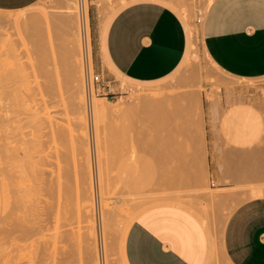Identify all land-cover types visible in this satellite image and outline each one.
<instances>
[{
    "label": "rangeland",
    "instance_id": "1",
    "mask_svg": "<svg viewBox=\"0 0 264 264\" xmlns=\"http://www.w3.org/2000/svg\"><path fill=\"white\" fill-rule=\"evenodd\" d=\"M84 1L87 11V35L91 60L89 68L85 66V72L87 71V69H89L87 72H90L88 73V75L86 74V81L84 79L83 82L84 97H86V95L90 92L92 93L91 95L94 99L98 101H104L110 107L106 108L107 112L105 110L102 113L99 112V116L91 112L90 109L86 108L84 111V113L86 112V116L84 114V123L86 122L84 128H86V130L83 128L81 131H83L86 136L85 142L87 143L89 148V159L91 164L90 173L92 175L90 174L91 179L90 177H88V173H85L83 177L85 179L86 176L88 181H92L91 185V181L88 183L87 179H85L84 182L86 181V183L84 185L87 190L91 189L88 192L92 191L91 194L93 197H91L90 193L86 192L84 194L87 195H85L87 198L84 196L82 199H80L83 200L85 198L83 202L77 199L76 196L74 197H76L77 201H69L71 198L66 201L70 202L69 204L72 203L71 205L73 206V204L78 202V200L84 204H87L89 202V204H92L89 198L93 199L92 201L95 203V205H92L94 207L92 215L94 217V220L93 217L91 220L89 219V217L87 218L83 215L82 217H78L76 216L77 214L75 216L78 219L74 218V216L73 218H71L69 217V215H73L72 213H74L73 211L72 213H70L69 211L71 210H67L70 214H68V212L67 215L64 214L66 213L65 208L67 206L64 207L62 204L66 205L68 202L64 200L66 204L62 203L63 200L61 199V203H58L59 209L61 208V206H63V210L61 211L60 209V211L63 213L60 212L61 215H56V217L53 214L51 221L49 220V222L47 220V224L49 222V225L46 224L47 229L41 232H35L36 234L33 233L32 236L27 239L28 244L32 246L31 249L33 248L32 250L36 252V254L38 253L37 251L43 249L41 247H43L44 245L48 246L47 244L52 243L51 245H55L56 247L54 246L51 249L52 251L50 250V246L47 247L50 251H47L46 248V251L48 253H44L42 256L43 258L40 256V254H38L37 256H35L36 259L35 257H32L31 261H34V264H36V261L37 264H58V258L61 257L62 254L63 256L68 257L69 254L65 253V255L64 251H68L69 249L70 252L73 253H70L71 257L74 258L73 260L70 257V260L72 262L68 261L69 264H93L94 255L92 247L95 246L96 249L95 247L94 249L97 250L96 257L98 255V264H104L105 261L109 262V260L110 264H127L125 258H123L124 254L122 253L125 233L131 222L140 213L147 209L158 206H177L178 204V207H182L194 213V215H196L204 225L208 236H211H209V238L211 239H209L211 252L209 260L206 262V264H229V262L223 256L220 244L221 231L226 217L237 204L250 198L264 197V76L251 79L230 76L213 65L210 60H205V57L202 56L197 47L198 28L199 25H201L202 21L200 23H196L194 20L197 16L200 17V20L203 19V15L206 10L204 8L208 2H211V0H198L197 5L195 0H168L174 3L184 12V14L187 16V21L192 28L193 36L195 38L194 46H196V48H194L195 50L190 55L188 62L186 64L177 66L170 74L161 78L159 81L145 84L152 86L158 83L157 86L144 88L131 87L130 85L133 84L128 83L126 80L117 76L116 82H118V90H115L114 87L112 88V86H109L108 89L99 88L96 91L95 87L91 85V88L89 87L91 90H88L87 76L90 77L92 74L99 73L102 76L103 82L110 79L105 72L106 62L104 60L99 44L101 38V27L103 25H107L112 15L119 8H121L123 4L138 0ZM98 5H102L103 9L101 11L97 9ZM184 5L189 6L188 12L184 10ZM26 8H32L34 13L31 20L23 23L26 26V35L21 38H18L16 35L8 38V36H3L0 34V76H2L1 73L3 71H5L3 73V77H5L6 75V79L8 77H11L9 75L12 72L14 76L16 75L12 78V80L8 79L9 81L6 80V82H4V80L1 82V85H3L0 86V96L2 97L3 95V98L6 97V99L8 97V100L10 97V99L14 101V103L11 102L13 103V107L11 106L12 109H16L14 113H18L19 117H24V119L20 121L19 125L17 124L19 127L18 130L22 132L21 134L29 140V138L32 137V134H36L38 130L36 131V127L31 128L29 126L30 124L27 123V125L24 122L26 121L25 115H27L25 113L26 111H28L29 107L34 108L33 106L35 105L32 103L33 106H29L31 105L30 102L32 101V99H29L31 88H36L35 90H37V92L35 93H38V95L35 97L40 99L38 88L40 89V84L42 85V81L45 82L44 80L46 76H44L45 74L41 69L42 63H44L45 60V64L48 63L47 66H49V68H51L52 70L51 77L56 82L61 83V86H63L62 91L65 92H62L63 95L61 96V101L59 100L60 103L58 101L59 104L57 103L55 111L53 110L52 113L56 116V120H58L63 125L64 130H66V139H64L66 140V144L62 139L61 143H64L62 147L60 145V142H57L59 140L50 138L49 135L51 134H48L47 136L44 135L41 137V139L45 141V146L43 147L48 146L50 148H54V146H61L68 151L71 150V134L76 128L73 115L70 111L72 107L70 106L68 96L70 91L69 87L75 84V79L78 76L79 68L76 62L79 59L82 64V68H84V64L82 62V47L80 40L81 36H78L77 40V43H79L80 45H75L73 43V33L76 29L75 22L71 17H69L67 20L62 19V13L65 10L63 0H37L21 10L18 9L13 11H0V15L5 16L6 18L10 19L12 23H14V20L17 18L20 12L25 10ZM197 8L200 9L201 13L197 11ZM173 10L181 20L179 12L176 9ZM44 12L47 13L46 23L44 22L43 17ZM40 28H47L49 32H45L44 37L38 39L35 36L34 32ZM77 29L78 33H80V28L78 27ZM82 70V73L84 74V69ZM19 73H22L23 77H21ZM109 83L112 84V82ZM30 86L32 87L30 88ZM4 88L8 91H6ZM3 91L4 93L2 94ZM192 91L199 93L202 115L199 111V108L197 107H189L188 109L185 108L186 104L183 96H186ZM8 94H10L11 96ZM206 95H208V98L213 99V101L209 103ZM136 96L157 98L161 107L168 113L152 111L150 112V110L143 107H137L136 104H131L130 106H128V103L131 102V99ZM1 97L0 101L1 99H3ZM37 98L35 99L38 101L39 99ZM36 100H33L36 102L35 106H37ZM121 100H126L125 103L127 107L125 109H119L118 107L114 106ZM171 104H173L174 106ZM234 105L249 107L254 113V131L251 137L244 142H235V131L233 129V126L229 122L227 114L222 113L223 111L220 110V108L222 107L227 108ZM69 106L71 108H69ZM210 107L215 109L212 111L213 114L209 116L206 115V113L208 108ZM172 110H175L176 112H173ZM160 113L163 114L160 115ZM165 114L167 115L166 117ZM201 117L203 121V130L206 123V121H204L205 119H210L211 121L217 122L219 124L220 130L218 133L221 139L220 145L214 148H209L207 142H204L206 154L205 174L203 169L201 168V165L197 162L196 159L199 150L197 145L199 140H197V138H200L202 129ZM173 133L175 135H173ZM166 136L168 140H166ZM163 137L165 139H163ZM53 139L55 142L53 141ZM25 147L28 148L27 145ZM29 147H31V145ZM23 149L21 151H16V166L18 165L21 167H16L18 171L14 173L15 178H10L9 174H7L5 176L6 184L3 185L2 181H0V193L1 191H3V187L7 186V189H4L5 191L1 193V196L3 194V198L0 196V264H13L10 262L12 261L10 258V254L12 246L15 244L13 241L15 239H12L13 236L11 235H14V233H12L13 229H11L10 227L15 228L18 225L22 226L24 224V221H36L37 223L39 215L43 212L40 210L44 208V205L42 209L37 208L38 206H42L40 205V199L44 200L43 198H40L42 197V195H39V197L37 194V196L35 197L38 198H35L33 196L31 200L33 201L37 199L36 203H34L35 201L33 203L35 204V206H38L33 207L34 209L37 208L36 210L40 211V214L38 215L39 212L31 209L32 211H34L33 214H31V216L27 215L25 214L28 211V209L26 210L27 205L23 203V201L25 203L26 201L23 200L21 195L19 196L17 194V196L19 197L17 198L12 194L13 192H11V190L13 191V189H15L14 187H16L14 184H17V188L21 190V187L25 189L27 184H35L39 181L37 175L38 173L35 174L36 171H33V166L30 167L32 165L31 162L30 166L28 163L29 161H32L30 160V158L36 157L37 151L33 149ZM237 151L242 152L245 162H243L242 164V171L238 174V177H235L230 173L231 167L228 161L231 158L230 154H234ZM70 153H68V158L66 161H71L67 162V168H71L72 170L68 169V173H71L67 175L68 182H65H70L68 186L72 184L73 186L76 185L77 187L78 184L72 183L76 179L77 180L75 183H79L78 178H75L76 171L74 170L77 163L73 162L77 161V157H82L81 155L83 154L81 153V155L78 156L75 155V158ZM71 155L75 158V160ZM2 157L4 156H0V166L1 162L6 158L4 157L3 159ZM213 158L221 162V165L223 164L222 168L225 169L224 171L214 168V164L212 161ZM8 160L10 159L7 158V161ZM55 168L57 169V166H55ZM56 169L52 170L56 171ZM93 175L95 176L94 178L96 180H93ZM12 179L16 181V183L13 181L14 187L11 182ZM10 184L12 187H10ZM88 184H90L91 186H89ZM18 185L21 187H19ZM72 188L74 189L75 187ZM200 190H202L203 192ZM204 191L207 194L213 193L219 194V196L221 194V196L223 197L220 196L221 198L218 199V202H213L208 199L206 200V197L202 195L205 193ZM43 192H45L46 195V191ZM199 192H202V194H200ZM75 193L76 190L72 192L73 195H75ZM206 193L205 195H207ZM45 195L43 197H45ZM13 196L17 199H15ZM170 198H177V200L173 199L172 202H169L171 200ZM166 199L170 200L167 201ZM179 199L182 200L185 204H182L181 206L180 204L182 201H180ZM15 200H17V202H15ZM31 200L30 203L32 204ZM85 200L86 202H84ZM174 200H179L180 204L175 202ZM80 202V205L76 203V208L81 209V207H79L81 206ZM21 203L23 204L21 205ZM31 204H29V206H31ZM42 204H45V202H43ZM67 208L69 209V207ZM32 211L30 213H32ZM5 214L7 215L5 216ZM10 214L12 215L11 218L14 221L9 217ZM24 214L26 216H24ZM62 215L68 216L66 218L69 219L66 220V218H62ZM129 215H131V217ZM42 216L43 215H40V219ZM58 216L61 217H59L57 220ZM128 216L129 220H127ZM28 217L29 220H27ZM103 217H108V221H111V219H109L110 217L114 220L111 221V224L108 221L106 222L107 226L109 225V227L107 228H110V225L113 226V230H111L112 228H106L107 230H109V232L107 230H104L109 234L107 232H105L107 233L105 234L101 229L103 228L106 221V219ZM53 218L54 220H56L54 221ZM60 218L61 220H59ZM63 220H65L66 223H64ZM61 221H63L61 225L65 224L62 226L63 228H65L69 224L67 230L70 231L71 228L73 229V231L76 230L75 233L71 231L72 233H74V236H72L71 234L70 242L69 239L66 240L67 235L65 234L64 236L65 240L69 242H67L69 247L66 245L67 243L65 240L64 242L62 239L60 241L61 243L57 241L60 240L59 237H57V235H59L58 233L63 231V228L60 226ZM13 222H16L18 224L14 227L13 224L15 223ZM125 222L127 223L128 227H126ZM33 223L30 222L27 223V225H33ZM73 223H75L74 226L76 225L74 227L75 229L72 226ZM88 223H94L96 225L94 226L95 229H93L94 231L96 230V232L94 233V235L96 236H94L95 238L93 240V243H97L94 244V246L93 244H91L92 242L89 241V233H87L89 232V228L87 226ZM205 223L207 224V226ZM55 228L59 229V231L57 230L56 232ZM7 230L11 232L7 235H4L8 232L5 233L3 231ZM67 230L65 231L68 233ZM91 230L92 229H90V231ZM110 231L112 232L110 233ZM122 231H124V233ZM104 234L106 235L105 239L103 238ZM77 236L78 238H76ZM72 237H75L76 239H73ZM49 240L57 241V245L59 243H63L67 246V248L64 249L66 247H64V245L60 247L57 246L56 242L53 245V242ZM103 240L111 242V246L105 243V245H103ZM30 243L33 245H31ZM213 245H215L214 248ZM104 246L105 248H103ZM106 246H108L109 248H106ZM105 251H108L109 253L107 252V254ZM60 252L62 253L60 254ZM107 255H110L109 260L107 258ZM120 255L123 256V259ZM63 256L61 260L65 258ZM119 259L122 261H120ZM63 263L68 264L66 260L63 261Z\"/></svg>",
    "mask_w": 264,
    "mask_h": 264
},
{
    "label": "crops",
    "instance_id": "2",
    "mask_svg": "<svg viewBox=\"0 0 264 264\" xmlns=\"http://www.w3.org/2000/svg\"><path fill=\"white\" fill-rule=\"evenodd\" d=\"M35 1L0 0V11L21 10ZM100 35L105 72L115 90L119 88L117 76L133 84L131 87L157 86L145 84L159 81L186 64L196 48L187 16L168 0L123 4L101 27ZM197 47L205 60L227 75L244 79L264 76V0H211L198 28ZM206 98L209 103L213 101L208 95ZM214 109L208 108L206 115H212ZM220 110L233 126L236 143L251 137L255 117L249 107L234 105ZM204 121V142L209 148L218 147L219 124ZM201 122L203 127L202 117ZM197 145L196 159L205 174L206 154L200 155V149L205 153V148L199 142ZM230 155L229 171L238 177L244 157L238 151ZM212 161L215 169L225 170L217 159ZM220 244L229 264H264V197L247 199L230 211ZM123 254L127 264H206L210 240L204 225L190 210L158 206L143 211L131 222Z\"/></svg>",
    "mask_w": 264,
    "mask_h": 264
},
{
    "label": "bare ground",
    "instance_id": "3",
    "mask_svg": "<svg viewBox=\"0 0 264 264\" xmlns=\"http://www.w3.org/2000/svg\"><path fill=\"white\" fill-rule=\"evenodd\" d=\"M209 1V0H208ZM209 3L210 2H208L207 4H206V6H205V8L204 9H206L207 8V6H209ZM63 5H64V7H65V10L63 11V13H62V19H65V20H67L69 17H71L73 20H74V22H75V26H76V29H75V31H74V33H73V37H74V39H73V43L75 44V45H80L79 43H77V40H78V36H81L80 37V40H81V47H82V62H83V66H84V68H82V64H81V61H77L76 63H77V66H78V68H79V70H78V76L76 77V79H75V84L74 85H72V86H70L69 87V101H70V106L72 107V109H70V111H71V113H72V115H73V118H74V124H75V126H76V128H75V130H74V132H72V136H71V143H70V147H71V150H66L65 148H62L63 146V142L61 143V141H62V139L64 140V139H66L65 137V131L66 130H64V127H63V125L58 121V120H56V116L52 113L53 112V110L55 111V107L57 106V103H58V101L61 99V96L63 95V93H65L64 91H62V87L63 86H61V83H59V82H56L52 77H51V74H52V70H51V68H49V66H47V64H45L46 62H45V60H44V63H42V67H41V69H42V71H43V73L45 74L44 76H46V78H45V82H43L42 81V85L40 84V89L38 88V90H39V93H40V99L39 98H37V97H35V96H37L38 95V93L36 94L35 92H37V90H35L36 88H31L32 86H30V88H31V91H30V93H29V96L31 97H29V99H32V101L33 100H36L35 98H37V99H39L38 101H37V106H35L36 105V102L35 101H31L30 103H31V105H29V106H33L32 105V103L33 104H35L33 107L34 108H31V107H29L28 108V111H26V113L25 114H27V115H25L26 116V121H24L26 124L28 123V124H30L29 126L31 127V128H33V127H36V134H32V137H30L29 138V140L27 139V138H25L21 133L22 132H20L19 130H18V125H19V123H20V121H22L23 119H24V117L22 118V117H19V115H18V113H14L15 111H16V109L15 110H13L12 109V107H13V103H14V101H12L11 99H10V97H9V100H8V97H7V99H6V97L5 98H3V95H2V97L1 98H3V99H1V103H0V156H4V157H6L5 159H4V157H2L4 160L1 162V166H0V176H1V180L0 181H2V184L4 185V184H6V175L7 174H9V177L11 178V177H14L15 178V174L14 173H16V171H18L17 170V166H16V163L17 162H15V158H16V151H21L26 145L28 146V148H24L23 150H27V149H33V150H36L37 151V154H36V157L35 158H30V160H32V161H29L28 163H29V166H30V162H31V166L30 167H32V169H33V171L35 170L36 171V173L35 174H37L38 175V178H39V181H38V183H35V184H37V185H35V184H27L26 185V188L24 189L23 187H21V186H19V187H21L22 189H24V190H19L18 188H17V184H14L16 187H14V185H13V183L15 182L16 183V181H14L13 179L11 180V182H12V185H13V187L15 188V189H13V191L11 190V188H10V190H11V192H13L12 194L15 196V197H17V198H19L18 196H17V194L20 196L21 195V197L23 198V200H25L26 201V203L23 201V203L25 204V205H27L26 206V210L28 209V213L26 212H24L25 214H27V215H30L31 216V214H33V212L34 211H32V210H35L36 212H39L38 213V215L40 214V211H43L40 215H43L42 217H41V219H40V215H39V219L41 220H37V223H36V221L33 223L32 221H27V220H29V217H28V219L26 220L27 222H25L24 221V224H26V225H22V226H20V225H18L17 227H15V225H17L18 223H16V222H13V223H15V224H13L14 225V227L15 228H13V227H10L11 229H13L12 231V233H14V235H11V236H13L12 237V239H15V240H13L14 241V247L12 246V250H11V256H10V258H11V260L12 261H10L11 263H13V264H34L31 260H32V257H35V256H37L38 254H40V256L42 257L43 256V254L45 253H48L47 251L49 250V248H47V247H51L50 248V250L55 246L54 244H55V242H56V245H57V241H61L62 239H63V241L65 240V234L67 235V236H69V237H67L66 236V240H68L69 239V242H70V237H71V234H72V236H74V233L76 232V230L75 231H73V229L71 228L70 229V231L69 230H67V227L69 226V224L65 227V228H63L62 226L63 225H65V224H63V225H61V223L64 221V223H66L65 222V220H63V221H61L60 222V226L63 228V231L62 232H59L58 234L59 235H57V233H56V235H57V237H59V239L60 240H57V241H51V240H49V241H51V242H53V245L54 246H52L51 244H47V241H46V244L48 245V246H46V245H44L43 247H41V248H43L42 250H40V251H37L38 253L36 254V252H34L32 249H31V247L32 246H30L29 244H28V242H27V239L28 238H30L31 236H32V234L33 233H35V232H38V231H43V230H45V229H47L46 227H47V225H49V222L51 221V219H52V215L54 214V216L56 217V215H61V213H63V212H61L63 209V206L64 207H69V209L66 207L65 208V212L66 213H64V214H66L67 215V212L69 211V210H71V211H69L70 213H72V211L74 212V213H72L73 215H69V217H71V218H73V216H74V218H76V219H78L76 216H78V217H82V215L83 216H86L87 218L89 217V219H91L92 220V215H93V204L95 205V203L92 201L93 199H91V198H89L90 200H91V203L92 204H89V203H82L83 202V200L85 199H83V200H80V199H82L86 194H84V193H92V191L91 192H88V191H90L89 189L87 190V188L85 187V183H86V181L84 182V180L85 179H87L86 178V176H85V179H84V175H85V173H88L87 175H88V177H90V170H91V164H90V159H89V148H88V145H87V143L85 142V133L83 132V131H81L85 126V123H84V114L86 113H84V111H85V109L87 108V109H90V111L91 112H93L94 114H97V116H99L98 114H100V113H102L104 110L106 111V108H108V107H110L106 102H104V101H98V100H96V99H94L93 97H92V93H90L89 92V94H87L86 95V97H84V87H83V82H84V79H85V81H86V74L88 75V73L90 72H87L89 69H87V71L85 72V66L87 67V68H89V65H90V62H91V60H90V50H89V46H88V35H87V31H88V27H87V20H86V15H87V11H86V6H85V1L84 0H63ZM185 6V8H184V10L186 11V12H188V10H189V6H187V5H184ZM183 6V7H184ZM67 8V9H66ZM98 8H99V11H101L102 9H103V7H102V5H98ZM197 11L199 12V13H201V11H200V9L199 8H197ZM188 14V13H187ZM33 15H34V13H33V9L32 8H26L25 10H23V11H21L20 12V14L17 16V18L14 20V23H12L11 22V20L10 19H8V18H6L5 16H3V15H0V34L1 35H3V36H8V38H11L12 36H14V35H16L18 38H21V37H23V36H25L26 35V26H25V24H23L24 22H26V21H29V20H31V18L33 17ZM43 17H44V22L46 23V19H47V13H43ZM22 21V22H21ZM80 28V33H78V29L77 28ZM45 32H49V30L46 28V29H42V28H40V29H38L37 31H35L34 32V34H35V36L38 38V39H40L41 37H44V33ZM80 34V35H79ZM195 34V33H194ZM6 39H7V37H6ZM13 39H15V38H13ZM72 41V40H71ZM194 41H195V38H194ZM195 48V47H194ZM195 50V49H194ZM193 50V51H194ZM193 51H192V53H193ZM191 53V54H192ZM47 58V57H46ZM81 66V67H80ZM17 69V68H16ZM82 69H84V74L82 73ZM18 70V69H17ZM2 71V70H1ZM15 71V70H14ZM5 71H3L1 74H2V76H0V86H2L1 85V82L2 81H4V82H6V80L7 81H9L10 79L12 80V78L13 77H15L14 76V74H13V72L12 73H10V75L9 76H11L10 78L8 77L7 79H6V75H5V77H3L4 75H3V73H4ZM19 72H20V70H19ZM19 75H21V77H23V75H22V73H19ZM18 75V76H19ZM17 76V77H18ZM20 77V76H19ZM9 79V80H8ZM3 82V83H4ZM89 87L91 88V86L89 85ZM2 88V87H1ZM89 88V89H90ZM5 89V88H4ZM3 89V90H4ZM88 89V90H89ZM2 90V89H1ZM6 90V89H5ZM35 90V91H34ZM91 90V89H90ZM6 91H8V90H6ZM63 92V93H62ZM4 93V91L2 92V94ZM141 94V93H140ZM1 95V94H0ZM8 95H10V94H8ZM5 96V95H4ZM7 96V95H6ZM11 96V95H10ZM184 98L183 99H185V108L186 109H188L189 107H197V108H199V111H200V113H201V115H202V108H201V102H200V96H199V93H197V92H195V91H192V92H190L189 94H187L186 96H183ZM14 98V97H13ZM15 99V98H14ZM180 99V98H179ZM11 100V101H10ZM62 100H63V98H62ZM86 100V101H85ZM213 100V99H212ZM10 101V102H9ZM61 101V100H60ZM60 101H59V103H60ZM126 101V100H125ZM125 101H119V102H117L114 106H116V107H118L119 109H125L126 107H127V105H126V103H125ZM11 102H13V103H11ZM16 102V101H15ZM58 103V104H59ZM175 103V102H174ZM182 103V102H181ZM129 105L128 106H130L131 104H136V106L137 107H139V108H145V109H148V110H150V112L152 111V112H165V113H168L167 111H165L162 107H161V105H160V103H159V100L157 99V98H148V97H141V96H136V97H134V98H132L131 99V102L130 103H128ZM177 104V103H176ZM171 105H173V104H171ZM179 105V104H178ZM12 106V107H11ZM16 106V105H15ZM69 106V108H71ZM113 106V105H112ZM174 106V105H173ZM184 106V105H183ZM168 107V106H167ZM176 108H177V105H176ZM175 108V109H176ZM181 108H183V107H181ZM180 108V109H181ZM173 109H174V107H173ZM147 110V111H148ZM177 110V109H176ZM178 110H179V107H178ZM173 111V110H172ZM175 111V110H174ZM173 111V112H174ZM181 111V110H180ZM183 111V110H182ZM8 112H10V113H8ZM13 112V113H12ZM100 112V113H99ZM107 112V111H106ZM176 112V111H175ZM171 113V112H170ZM181 113V112H180ZM10 114V115H9ZM161 114H163V113H160V115ZM85 116H86V114H85ZM167 115L165 114V117H166ZM158 117V116H157ZM173 117V116H172ZM161 118V117H160ZM162 119V118H161ZM164 119V118H163ZM168 119V118H167ZM164 121V120H163ZM173 123V122H172ZM18 124V125H17ZM27 124V125H28ZM161 124V123H160ZM165 124V123H164ZM169 127V126H168ZM175 127V126H174ZM85 130H86V128H84ZM34 130V129H33ZM179 130V129H178ZM175 131H176V129H175ZM204 130H203V127H202V129H201V135H200V138L198 139L197 138V140H199V143H201V145L200 146H202L203 147V145L202 144H204V132H203ZM19 132V133H18ZM166 132V131H165ZM178 132V131H177ZM48 134H51V135H49L50 136V138H54V139H57V140H59V141H57V142H60V145L62 146H58V147H55L54 146V148H50V147H43V146H45L44 145V143H45V141L44 140H42L41 139V137L42 136H47ZM87 135V134H86ZM166 135V134H165ZM173 135H175L174 133H173ZM52 136V137H51ZM166 138V140H168L167 139V136L165 137ZM164 137H163V139H165ZM177 138H178V136H177ZM54 139H53V141H54ZM170 139V138H169ZM172 139V138H171ZM66 140H64V142H65ZM172 141V140H171ZM180 141V140H179ZM55 142V141H54ZM167 143V142H166ZM26 144V145H25ZM65 144H66V142H65ZM24 145V146H23ZM31 145V147H29ZM66 147V146H65ZM201 147V148H202ZM68 149H70V148H68ZM203 149H204V147H203ZM205 150V149H204ZM70 151H71V153H70ZM68 153H70V154H72L74 157H75V155L76 156H78V155H81V153L83 154V155H81L82 157H77L78 159H77V161H74L73 163H77L76 164V167H75V169H74V166H73V169L76 171V177L75 178H78V182L79 183H75L76 182V180H74V182H72V183H74V184H78L77 185V187H76V185L75 186H73L72 184H70L69 186H68V184L70 183H67L68 181V177H67V175L69 174V173H71V172H69L68 173V169H71V168H67V166H68V164H67V162L68 161H70V160H68V161H66L67 160V158H68ZM205 153L204 152H201V149H200V155H204ZM71 155V156H72ZM70 156V157H71ZM72 156V158L75 160V158ZM205 156V155H204ZM206 157V156H205ZM7 158L8 159H10V160H8L7 161ZM200 158H201V156H200ZM202 158H203V156H202ZM201 158V159H202ZM70 159V158H69ZM73 159H71V160H73ZM205 159V158H204ZM206 161V159L204 160V162ZM71 162V161H70ZM9 164V165H8ZM57 166V169L55 168V166ZM54 166V167H53ZM18 167H21V166H18ZM53 167V168H52ZM49 168V169H48ZM54 169H56V171H53ZM72 170V169H71ZM71 170H69V171H71ZM73 170V171H74ZM98 170V169H97ZM20 171V170H19ZM260 172V171H259ZM262 173V172H261ZM12 175V176H11ZM36 175V176H37ZM92 175V174H91ZM95 175V174H94ZM93 175V180H96ZM67 178V179H66ZM71 178V177H70ZM90 179H91V177H90ZM14 181V182H13ZM65 181H67V182H65ZM87 181H88V179H87ZM91 180H89L88 181V183L90 182ZM65 183V184H64ZM94 183H95V181H94ZM94 183H93V185H94ZM2 184H1V186H2ZM91 185H92V181H91V183H90ZM90 184H88L89 186H91ZM35 185V186H34ZM65 185V186H64ZM71 185H72V187H75L74 189L76 190V193H77V195H76V193H75V195H73L72 194V192H74L75 190L71 187ZM99 186H100V184H99ZM10 187H12L11 186V184H10ZM93 187V186H92ZM95 187V186H94ZM5 190L7 189V186L6 187H3ZM91 188V187H90ZM96 188V187H95ZM4 189H2L3 191H5ZM18 189V190H17ZM73 189V190H72ZM93 190V189H92ZM3 191H1V193H3ZM42 191V192H41ZM43 191H46V195H45V192H43ZM200 191H202V190H200ZM206 191V190H205ZM204 191V192H205ZM211 191V190H210ZM94 192V191H93ZM203 192V191H202ZM202 192H199L200 194H202ZM1 193H0V196H1ZM206 193V192H205ZM205 193L204 194H202L204 197H206V200L208 199V200H211V201H213V202H218V199H220L221 197H223V196H221V194H220V196H219V194H213V193H206L207 195H205ZM11 194V195H12ZM16 194V195H15ZM37 194H38V196L40 195H42V197H40V198H43L44 200H42V199H40L41 200V204L40 205H42V206H35V204L34 203H36V201H37V199L36 200H31L32 199V197L34 196H37ZM71 194H72V196H71ZM89 194V195H90ZM45 195V197H43ZM2 196H3V194H2ZM1 196V197H2ZM13 196V197H14ZM74 196H76L77 197V199H79L80 201H82V202H80L79 200H78V202H76L78 205H80L79 204V202L81 203V206H79V207H81V209L80 208H76L77 207V205H76V203H74L73 204V206L71 205V204H69L70 202H68V201H66V200H68V199H70L69 201H77V199H76V197H74ZM87 196V195H86ZM85 196V197H86ZM102 196V195H101ZM6 197V196H5ZM14 197V198H15ZM74 197V198H73ZM88 197H90V196H88ZM91 197H93L92 196V194H91ZM3 198V197H2ZM17 198H15V199H17ZM35 198H38V197H35ZM35 198H33V199H35ZM87 198V197H86ZM179 198V197H178ZM180 198H182V197H180ZM61 199L63 200L62 201V203H65L64 202V200L66 201V202H68L66 205H64V204H62L63 206H61V211H60V209H59V203H61ZM75 199V200H74ZM104 199V198H103ZM171 199V198H170ZM170 199H168V200H170ZM173 199H176L177 200V198H173ZM173 199H171L169 202H172V200ZM186 199V198H185ZM204 199V198H203ZM19 200V199H18ZM30 200L32 201V204L30 203ZM88 200V199H87ZM89 200V201H90ZM167 200V199H166ZM167 200V201H168ZM180 200V199H179ZM179 200L178 201H175V202H177V203H179L180 204V202H179ZM35 201V202H34ZM95 201V200H94ZM180 201H182V200H180ZM15 202H17V200H15ZM21 202V201H20ZM19 202V203H20ZM34 202V203H33ZM43 202H45V204H42ZM59 202V203H58ZM84 202H86V200L84 201ZM191 202V201H190ZM189 202V203H190ZM23 203H21V205L23 204ZM15 204H17V203H15ZM29 204H31V206H29ZM84 204V205H83ZM182 204H185V203H183V201L181 202V206H182ZM188 204V203H187ZM24 205V206H25ZM43 205H44V208L42 209V207H43ZM61 205V204H60ZM76 205V206H75ZM99 205V204H98ZM174 205H175V203H174ZM33 206H35V207H37V208H40V209H42V210H40V211H37L36 209L37 208H35L34 209V207ZM177 206H178V204H177ZM12 207V206H11ZM31 207H33V208H31ZM72 209H71V208ZM32 209V210H31ZM8 210V209H7ZM6 210V211H7ZM68 210V211H67ZM24 211H25V209H24ZM32 211V213H30ZM76 211V212H75ZM11 212V211H10ZM9 212V213H10ZM61 212V213H60ZM68 212V214H70ZM8 213V214H9ZM60 213V214H59ZM24 214V216H26ZM77 214V215H76ZM7 214H5V216H6ZM76 215V216H75ZM135 215V214H134ZM133 215V216H134ZM11 214L9 215V217L11 218ZM65 216V215H64ZM63 215H62V218H66V217H68V216H65L64 217ZM130 217H131V215H129ZM129 216L127 217V220H129L128 218H129ZM132 216V217H133ZM14 217V216H13ZM54 217V218H55ZM59 217H61V216H58L57 217V220H58V218ZM135 217V216H134ZM9 218V219H10ZM54 218H53V220H54ZM70 218V219H71ZM86 218V219H87ZM103 218H105L106 219V221H105V224H106V222L108 221L107 219H108V217L106 218V217H103ZM12 219V218H11ZM67 219H69V218H66V220ZM80 219V218H79ZM84 219V218H83ZM82 219V220H83ZM109 219H111V221L113 220L111 217L109 218ZM131 219V218H130ZM13 220V219H12ZM31 220V219H30ZM47 220L49 221L48 222V224H47ZM56 220V219H55ZM54 220V221H55ZM59 220H61V218L59 219ZM93 220H94V217H93ZM104 220V219H103ZM14 221V220H13ZM16 221V220H15ZM40 221V222H39ZM111 221L109 220L108 222L111 224ZM114 221V220H113ZM203 221V220H202ZM33 223V225H31V224H29V225H27V223ZM57 222V221H56ZM59 222V221H58ZM73 222H75V221H73ZM79 222V221H78ZM89 222V221H88ZM93 222H95V221H93ZM22 223V222H21ZM20 223V224H21ZM67 223H69V222H67ZM76 223V222H75ZM75 223H73V228L76 226H74V224ZM108 223V224H109ZM126 223V222H125ZM47 224V225H46ZM58 224V223H57ZM71 224H72V221H71ZM71 224H70V226H71ZM76 224H78V223H76ZM104 224V223H103ZM105 224H104V226H103V228H101L103 231L104 230H107V229H110V228H112L111 230H113V226L112 225H110L111 227L110 228H107V227H109V225L107 226V224H106V227H105ZM129 224V223H128ZM206 224V223H205ZM10 226H12V225H10ZM87 226H88V228H89V232H87V233H89L88 235H89V241L90 242H92L91 244H93V246H94V244H96L97 242H94L93 243V240H94V236H96V235H94V233L96 232V230L94 231L93 229H95L94 228V226H96L94 223H88L87 224ZM86 226V227H87ZM206 226H207V224H206ZM61 227H60V229H61ZM79 227V226H78ZM105 227V228H104ZM126 227H128L127 226V223H126ZM9 228V229H10ZM70 228V227H69ZM107 228V229H106ZM125 228V227H124ZM206 228H209V227H206ZM7 229V228H6ZM56 229V228H55ZM75 229V228H74ZM90 229H92L91 231H90ZM3 230V229H2ZM50 230H51V228H50ZM57 230L59 231V229H56V232H57ZM65 230H67L68 231V233L70 234H68ZM77 230H78V228H77ZM123 230V229H122ZM48 231V230H47ZM61 231V230H60ZM74 232V233H72V232ZM108 232H109V230H107ZM107 231H104V233L105 232H107ZM3 232H8V233H6V234H4V235H7V234H9L11 231H3ZM54 232V231H53ZM78 232V231H77ZM107 232V233H108ZM112 231H110V233H111ZM123 233H124V231H122ZM107 233H105V234H107ZM15 234H16V236H15ZM36 234V233H35ZM104 234V239H105V235ZM109 234V233H108ZM55 235V236H56ZM78 235V234H77ZM11 236H9V237H11ZM210 236V235H209ZM7 237V236H6ZM8 237V238H9ZM15 237V238H14ZM48 237V236H47ZM56 237V238H57ZM211 237V236H210ZM52 238V237H51ZM55 238V237H54ZM73 239L75 238V237H72ZM76 238H78V236L76 237ZM75 238V239H76ZM12 239H10V240H12ZM58 239V238H57ZM72 239V240H73ZM210 239V238H209ZM65 240V241H66ZM97 240V239H96ZM211 240V239H210ZM13 241H11V242H13ZM21 241V242H20ZM23 241V242H22ZM64 241V242H65ZM24 242H27V243H24ZM31 242V241H30ZM68 241H66V243H67ZM68 242V243H69ZM106 242H108V243H106ZM50 243V242H49ZM61 243V242H60ZM58 244L57 246H63L64 244L62 243V244ZM65 243V244H66ZM68 243L66 244L68 247H69V245H68ZM108 244V245H110L111 246V242H109V241H107V240H103V245H105V244ZM31 244V243H30ZM214 244V243H213ZM31 245H33V244H31ZM66 245H64V247L66 246ZM42 246V245H41ZM67 246L64 248V249H66L67 248ZM90 246V245H89ZM214 246L215 245H213V248H214ZM34 247V246H33ZM56 247V246H55ZM75 247V246H74ZM91 247H92V245H91ZM95 247V246H94ZM94 247H92L93 249H92V251H93V255H94V262H93V264H98V255H97V257H96V251L97 250H95L96 249V247H95V249H94ZM38 248V247H37ZM46 248H47V251H46ZM103 248H105V246L103 247ZM106 248H109L108 246H106ZM120 248H121V246H120ZM39 249V248H38ZM55 249V248H54ZM57 249V248H56ZM49 250V251H50ZM52 251V250H51ZM69 251V252H68ZM68 251H64V254L65 253H67V254H69L68 255V257L66 256H63V254L61 255V257H59L58 258V264L59 263H61V261H62V263H63V261H67V263H68V261L70 262L71 260H70V257H71V255H70V253H72V252H70V250L68 249ZM122 251V250H121ZM214 251V250H213ZM106 252V251H105ZM108 252V251H107ZM106 252V253H107ZM210 252H211V249H210ZM50 253V252H49ZM52 253V252H51ZM62 252H60V254H61ZM98 253V252H97ZM109 253V252H108ZM107 253V254H108ZM56 254V253H55ZM73 254V253H72ZM92 254V253H91ZM123 254V253H122ZM121 254V255H122ZM51 255V254H50ZM66 255V254H65ZM100 255V254H99ZM111 255V254H110ZM110 255L107 257L108 258V260H109V257H110ZM120 255V256H121ZM60 256V255H59ZM62 256L63 257H65V258H67V259H65V258H63V259H65V260H61V258H62ZM119 256V257H120ZM212 256V255H211ZM9 257V256H8ZM39 257V256H38ZM51 257V256H50ZM54 257V256H53ZM112 257V256H111ZM123 256H121V258H122ZM209 257H210V254H209ZM40 258V257H39ZM43 258V257H42ZM72 258V257H71ZM105 258V257H104ZM124 258V257H123ZM122 258V259H123ZM35 259H36V257H35ZM73 260H74V258H72ZM110 259H112V258H110ZM60 260V261H59ZM107 260V259H106ZM107 260V261H108ZM120 260V259H119ZM208 260H209V258H208ZM39 261V260H38ZM113 261V260H112ZM111 261V262H112ZM120 261H122V260H120ZM72 262V261H71ZM92 262V261H91ZM106 262V261H105ZM104 262V264H110V260H109V262H106L105 263ZM40 263V262H39ZM55 263V262H54ZM61 263V264H62ZM66 263V262H65ZM65 263H63V264H65ZM74 263V262H73ZM36 264H37V261H36ZM53 264V263H52ZM69 264V263H68ZM112 264V263H111Z\"/></svg>",
    "mask_w": 264,
    "mask_h": 264
},
{
    "label": "built area",
    "instance_id": "4",
    "mask_svg": "<svg viewBox=\"0 0 264 264\" xmlns=\"http://www.w3.org/2000/svg\"><path fill=\"white\" fill-rule=\"evenodd\" d=\"M196 23H200V17L197 16L194 20ZM89 85L94 86L97 91L99 88L108 89L110 86L109 81L103 82L102 76L99 73L92 74L90 77L87 76V88L89 89ZM98 93V92H97Z\"/></svg>",
    "mask_w": 264,
    "mask_h": 264
}]
</instances>
